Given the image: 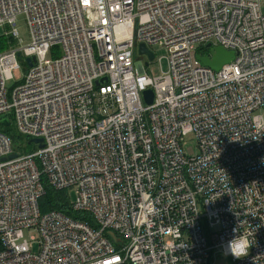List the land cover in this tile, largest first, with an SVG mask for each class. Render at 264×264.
I'll list each match as a JSON object with an SVG mask.
<instances>
[{
    "label": "built area",
    "instance_id": "obj_1",
    "mask_svg": "<svg viewBox=\"0 0 264 264\" xmlns=\"http://www.w3.org/2000/svg\"><path fill=\"white\" fill-rule=\"evenodd\" d=\"M263 6L0 0V27L16 42L24 15L32 38L0 53V117L43 145L20 154L0 131V264H209L231 256L222 245L236 227L256 243L235 264H264ZM217 46L235 53L219 71L197 59ZM151 47L167 51L158 77ZM19 58L34 65L9 99ZM46 185L75 189V216L42 214Z\"/></svg>",
    "mask_w": 264,
    "mask_h": 264
},
{
    "label": "rangeland",
    "instance_id": "obj_2",
    "mask_svg": "<svg viewBox=\"0 0 264 264\" xmlns=\"http://www.w3.org/2000/svg\"><path fill=\"white\" fill-rule=\"evenodd\" d=\"M263 12H264V6H263ZM15 29L18 32V41L13 42L12 40H9L7 47L5 50L0 51V53H3L7 50H9L12 47H15V45L18 46L19 40H21L23 43V46H28L31 44L32 38L30 29L27 24V19L24 15H21L17 18ZM13 28L6 26V27H0V39H7L10 36V33L12 32ZM152 51L155 52L157 60L162 59L161 64L159 62H152L150 64V67L147 68V73L149 75H152L153 77H158L161 75V69L164 72H167L168 70V62L166 60L167 51L161 47H151ZM53 57L52 55L50 56ZM19 64L20 68L18 70H15L13 72V79L7 82V89L9 92V99H11V95L15 88H17L19 85H21L26 69H27V63L26 60L19 58ZM258 115L262 116L264 118V108L260 109L257 112ZM12 125L9 127H5L0 124V131L3 133L8 134L14 142V148L15 151L20 154L30 153L38 149V146L35 144H29L26 140V137L21 135L18 131L17 124L14 120V117H11ZM183 150L184 153L188 157H194L199 154V147H198V141L196 139V136L191 134L187 136L183 142ZM69 195L72 202H75L76 200V191L75 189H72L69 191ZM25 237L30 240L31 238H35L37 241L34 242V253L38 252L39 250V233L36 230H27L25 231ZM209 264H235L234 259L232 256H226V255H216L212 256L210 259Z\"/></svg>",
    "mask_w": 264,
    "mask_h": 264
},
{
    "label": "water",
    "instance_id": "obj_3",
    "mask_svg": "<svg viewBox=\"0 0 264 264\" xmlns=\"http://www.w3.org/2000/svg\"><path fill=\"white\" fill-rule=\"evenodd\" d=\"M139 54L148 55V58L150 61L154 59V54L146 48L145 45L141 44L139 47ZM210 57H202L200 55H197V59L202 62V64L206 67H209L215 71H219L224 65L230 64L235 59V53L231 51L225 50L221 46L214 47L210 52ZM26 63L29 67H32L34 65V61L31 58L26 59ZM107 81V78H104L98 82H96V85L99 86L103 82ZM144 99L147 104H152L154 99V93L152 90H147L144 92ZM0 124L9 127L11 126V122L9 120L8 115H4L0 117ZM29 144H38L40 147H42V140L41 139H35V140H29ZM15 155H12L10 158H15Z\"/></svg>",
    "mask_w": 264,
    "mask_h": 264
},
{
    "label": "trees",
    "instance_id": "obj_4",
    "mask_svg": "<svg viewBox=\"0 0 264 264\" xmlns=\"http://www.w3.org/2000/svg\"><path fill=\"white\" fill-rule=\"evenodd\" d=\"M9 40L15 42L11 37H8L7 39H0V51L5 50ZM40 209L42 214H47L50 211H59L67 215L75 216V214H73L71 211V198L69 192L67 190L57 191L48 185H46L45 194L40 200ZM2 249L3 242L0 237V251Z\"/></svg>",
    "mask_w": 264,
    "mask_h": 264
},
{
    "label": "clouds",
    "instance_id": "obj_5",
    "mask_svg": "<svg viewBox=\"0 0 264 264\" xmlns=\"http://www.w3.org/2000/svg\"><path fill=\"white\" fill-rule=\"evenodd\" d=\"M232 239L223 243L222 247L226 254H230L236 259H241L249 255V250L255 245L249 238L248 233H238L237 227L233 229Z\"/></svg>",
    "mask_w": 264,
    "mask_h": 264
}]
</instances>
